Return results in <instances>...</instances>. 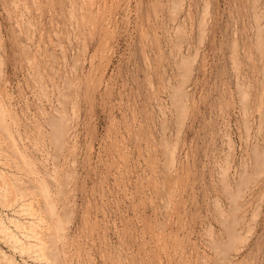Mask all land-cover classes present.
<instances>
[{"label": "rangeland", "instance_id": "1", "mask_svg": "<svg viewBox=\"0 0 264 264\" xmlns=\"http://www.w3.org/2000/svg\"><path fill=\"white\" fill-rule=\"evenodd\" d=\"M0 95V264H264V0H0Z\"/></svg>", "mask_w": 264, "mask_h": 264}, {"label": "bare ground", "instance_id": "2", "mask_svg": "<svg viewBox=\"0 0 264 264\" xmlns=\"http://www.w3.org/2000/svg\"><path fill=\"white\" fill-rule=\"evenodd\" d=\"M19 1V0H18ZM14 5H15V3H14ZM25 5V4H24ZM17 7V6H16ZM18 11V10H17ZM204 11V10H203ZM178 16V15H177ZM72 17V16H71ZM176 20V19H175ZM27 21V20H26ZM182 31V30H181ZM181 33V32H180ZM56 37V36H55ZM183 37V36H182ZM259 42V41H258ZM58 44V43H57ZM180 47V46H179ZM55 61V60H54ZM33 72V71H32ZM58 73V72H57ZM72 83V82H71ZM57 85V84H56ZM5 88V87H4ZM3 88V89H4ZM43 92V91H42ZM2 94V93H1ZM45 94V93H44ZM1 96V95H0ZM70 97V96H69ZM57 100H59V99H57ZM67 100V99H66ZM2 102V101H1ZM74 106V105H73ZM1 107V106H0ZM72 110V109H71ZM63 113V112H62ZM66 113V112H65ZM165 116V115H164ZM21 155V154H20ZM22 156V155H21ZM167 174V173H166ZM168 175V174H167ZM169 176V175H168ZM168 182V181H167ZM236 203V202H235ZM243 208V207H242ZM238 209V208H237ZM24 225H18V223L16 224V227L18 228V229H23L24 227H23ZM0 229H4L3 231H7L8 230V228L4 225V223H2V221L0 220ZM232 229V228H231ZM162 230V229H161ZM165 230V229H164ZM161 233V232H160ZM165 233V232H164ZM164 233H162V234H164ZM11 235H10V237L15 241L14 243H21V241H20V239L18 238V237H16V235H14L12 232L10 233ZM161 234V235H162ZM25 235V234H24ZM10 238V239H11ZM11 239V240H12ZM123 260V259H122Z\"/></svg>", "mask_w": 264, "mask_h": 264}]
</instances>
